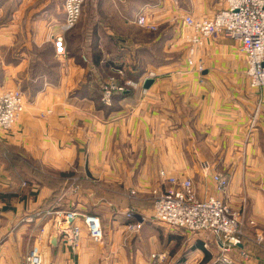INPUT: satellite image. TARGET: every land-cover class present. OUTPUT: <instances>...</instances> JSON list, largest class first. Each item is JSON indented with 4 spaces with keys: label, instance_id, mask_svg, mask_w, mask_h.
<instances>
[{
    "label": "crops",
    "instance_id": "1",
    "mask_svg": "<svg viewBox=\"0 0 264 264\" xmlns=\"http://www.w3.org/2000/svg\"><path fill=\"white\" fill-rule=\"evenodd\" d=\"M14 1L0 0V17ZM17 1L14 15L0 21V94L19 90L25 102L14 128L0 132V264H24L34 247L43 264H149L153 254L167 255L163 264H216L212 234L184 250L151 221L153 192L165 186L161 172L191 179L201 200L250 203L244 229L254 241L264 230V112L253 121L264 97L250 87L238 42L221 36L192 45L186 38L194 32L183 23L213 18L226 0H85L66 32L65 0ZM142 15L157 30L140 26ZM112 79L135 86L107 106L104 86ZM147 80L154 81L149 89ZM215 175L230 179L223 197ZM47 211L97 216L104 241L94 242L79 217V247L59 237L54 247L55 233L42 234ZM139 221L143 227L130 231ZM242 251L249 250L234 251L233 264H264V256L245 259Z\"/></svg>",
    "mask_w": 264,
    "mask_h": 264
},
{
    "label": "built area",
    "instance_id": "2",
    "mask_svg": "<svg viewBox=\"0 0 264 264\" xmlns=\"http://www.w3.org/2000/svg\"><path fill=\"white\" fill-rule=\"evenodd\" d=\"M84 4L85 0H65V32L72 30L78 24ZM137 22L149 30H157L155 25L149 24L145 15L140 16ZM183 23L194 32L193 36L186 38L192 45H200L204 39L220 36L237 41L240 44V52L247 62L250 87L264 97V0H226V8L213 18L197 20L187 16ZM55 48L57 55H65L66 46L62 37L55 39ZM149 78H153V74ZM126 86H135V84L129 82L119 85L113 79L108 82L104 86L103 100L106 105H111L115 94L126 92ZM261 109H264L262 100L258 105L254 121L258 119ZM24 112L25 102L21 91L12 90L1 93L0 132H10ZM254 121L253 124H255ZM162 175L164 176L165 173ZM216 180V190L220 193L227 188L228 182L219 176ZM169 183L170 188L167 190L154 192V214L151 221L192 234H212L220 251L217 264H233L230 256L239 249L241 239L244 237L238 214L232 212L217 197L199 200L189 180L180 182L173 178ZM131 194L134 195L133 192ZM45 216L51 219L49 227H43L42 234L47 233L49 238L50 234H57L61 242L73 250L79 247L82 237L81 228L75 224L79 217L94 242L102 243L105 239L104 230L97 216L88 214L80 216L74 211H47ZM126 217L128 220L135 219L136 211L129 210ZM143 222L132 224L129 229L131 231L140 230ZM255 243L264 247V234H258ZM241 255L247 256L245 252H241ZM166 259L165 254H154L149 264H163ZM43 263V256L37 247L30 251L24 262V264Z\"/></svg>",
    "mask_w": 264,
    "mask_h": 264
},
{
    "label": "rangeland",
    "instance_id": "3",
    "mask_svg": "<svg viewBox=\"0 0 264 264\" xmlns=\"http://www.w3.org/2000/svg\"><path fill=\"white\" fill-rule=\"evenodd\" d=\"M15 2H18L17 0L16 1H14V3H12V4H10V5H7V7H6V10H5V13L3 14L2 13V15H1V17H0V21H2L3 19H6V18H8V19H10L13 15H14V12L17 10V3H15ZM65 4V3H64ZM10 10H11V12H10ZM11 14H10V13ZM82 14H83V11H82ZM82 16V15H81ZM80 19H81V17H80ZM80 19H79V21H80ZM14 32H16V34L15 35H18L17 34V32H18V29H16ZM221 37V36H220ZM223 37H225V36H223ZM219 38V37H218ZM218 38H210V39H214V41H216L215 39H218ZM232 40V39H231ZM233 41H235V40H233ZM237 42V41H236ZM45 50H48V48L46 47L45 48ZM40 51H42V50H40ZM247 78H248V76H247ZM249 80V79H248ZM126 84V83H125ZM124 84V85H125ZM262 101H264V100H262ZM260 112H261V114H262V112H264V109H261L260 110ZM264 119V118H263ZM257 120H259V119H257ZM257 120L256 121H254V123L256 124V122H257ZM162 173H164V172H161L160 173V176H161V178H163L164 180H165V186H164V189L163 190H156V191H158V192H163L165 189L167 190L168 188H170V183H169V181H170V179H176V180H179L180 182H184V181H191L192 182V184H193V187H194V190H195V194H196V196H197V198H198V195H197V192H196V188H195V185H194V182L191 180V179H180V178H175V177H168L166 174L163 176L162 175ZM219 177H221L222 179H226L227 180V182H228V186H227V188L226 189H224L222 192H218L217 190V192H218V194H221V196L223 197L224 195H226L227 194V191H228V188H229V186H230V179H229V177L227 176V175H225V176H222V175H218ZM216 177H217V175H215V176H213V181L215 182V184H216V182H217V180H216ZM217 185V184H216ZM156 191H154V192H156ZM154 192H153V199H154ZM134 193V195H132L131 194V196H135V192H133ZM199 199V198H198ZM208 199V198H207ZM218 199H220V198H218ZM199 200H201V199H199ZM203 200H206V199H203ZM221 200V199H220ZM225 205H227L223 200H221ZM231 210H232V212H234V213H237L238 214V216H239V219H240V222H241V227L243 228V232H244V234H245V229H244V227H246V222H248L247 220H249V214H250V210H251V208H253V206L250 204V203H248V204H242V206H236L235 208H233L232 206H230V205H227ZM243 206H244V208L245 209H243ZM153 207H154V200H153ZM130 210H132V209H130ZM134 210V209H133ZM252 222H253V224H252ZM135 225V224H138V222H136V223H130V225L129 226H131V225ZM159 224V223H158ZM251 227L253 226V228L254 229H258V227H257V225H256V223L254 222V221H250V223H248ZM247 224V225H248ZM163 229L165 228L166 229V231H168L169 232V234H171L172 236H174L177 240H181V241H183L182 243V247L184 248V250L185 249H187L188 250V248L190 247L189 245H191V243L192 242H197L198 241V239L199 238H203V236H206V235H208V233H204V234H192V233H189V232H187V231H185V230H182V229H171V228H168V227H165L164 225H161V224H159ZM129 226H128V228H129ZM142 227H143V224H142ZM262 229V228H261ZM130 230V229H129ZM131 231V230H130ZM138 231V230H137ZM263 232L262 234H264V230H258L252 237H253V239H257V236H258V232ZM104 234H105V232H104ZM210 234V233H209ZM199 237V238H198ZM214 237V236H213ZM254 240V241H255ZM209 244H211L210 242H209ZM259 246V245H258ZM242 247V245L239 247V248H241ZM259 247H262L261 245L259 246ZM263 249H264V247H262ZM242 252H246V251H242ZM189 253V252H188ZM251 254V251H248V252H246V254H247V256L245 257V256H242L241 255V257H243V258H245V259H247V258H249V256H250V254ZM253 253V252H252ZM254 254V253H253ZM154 255V254H153ZM209 256H211V255H209ZM218 257V256H217ZM151 258V257H150ZM220 258V257H219ZM212 260H214L215 259V256H212V258H211ZM217 259V258H216ZM217 262H218V259H217V261H216V264H217ZM215 264V263H214Z\"/></svg>",
    "mask_w": 264,
    "mask_h": 264
},
{
    "label": "trees",
    "instance_id": "4",
    "mask_svg": "<svg viewBox=\"0 0 264 264\" xmlns=\"http://www.w3.org/2000/svg\"><path fill=\"white\" fill-rule=\"evenodd\" d=\"M117 96L115 97H120V98H123V97H126L128 96V92H124V93H119V94H116ZM34 176H36L37 179H40L42 182H44L45 184H51L50 183V180L51 178H48L46 176H43L42 174L34 171L33 173ZM79 183V182H78ZM63 189V188H62ZM61 189V185L58 186V189L56 190V195H54V198H52L51 200V203L54 204L55 201H57L58 197L61 195L62 193V190ZM249 237V236H248ZM248 237L246 235V233L244 234V237H242L241 239V245L244 249H247L251 252H253L255 255L259 256V257H263L264 256V249L262 247H259L255 241H248Z\"/></svg>",
    "mask_w": 264,
    "mask_h": 264
},
{
    "label": "water",
    "instance_id": "5",
    "mask_svg": "<svg viewBox=\"0 0 264 264\" xmlns=\"http://www.w3.org/2000/svg\"><path fill=\"white\" fill-rule=\"evenodd\" d=\"M154 84V81L153 80H147L144 84V87L145 89H149L152 85ZM57 243H58V235L57 234H54L52 236V240H51V244L56 247L57 246Z\"/></svg>",
    "mask_w": 264,
    "mask_h": 264
}]
</instances>
